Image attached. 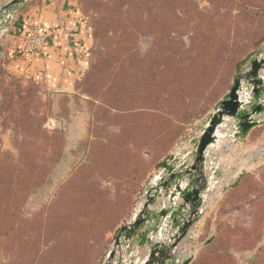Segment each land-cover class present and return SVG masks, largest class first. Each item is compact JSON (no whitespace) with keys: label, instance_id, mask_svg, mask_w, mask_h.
Wrapping results in <instances>:
<instances>
[{"label":"rangeland","instance_id":"rangeland-1","mask_svg":"<svg viewBox=\"0 0 264 264\" xmlns=\"http://www.w3.org/2000/svg\"><path fill=\"white\" fill-rule=\"evenodd\" d=\"M10 1L0 0V8ZM36 1L12 7L0 17L7 21L13 15L4 38L19 11L18 22H23ZM77 1L91 26V38L89 64L73 92H49L27 69L32 57L43 53L24 51L32 25L13 39L26 56V70L9 66L16 61L11 54L0 59V264H70L66 249L80 235H66L64 221L69 217L78 228L91 231L82 264H104L123 222L107 236L105 249V243L98 242V220L92 221L91 212L79 213V205L98 204L100 183L110 191L107 199H114V186L102 181L98 171V140L112 148L132 145V134L121 127L143 119L142 110H127L142 107L141 100H130L142 87L144 68H150L155 81L161 79L174 61L195 54V45L202 44L196 33L231 35L243 59L264 46V15L257 16V28L234 26L229 32L237 11L227 0ZM229 73L214 92L210 87L204 94V103L229 95L236 79ZM199 79L209 85L213 76L204 69ZM261 125L252 136L259 142L261 160L250 163L248 146L241 179L208 210L190 264H264V122ZM12 226L16 231H10ZM69 226L76 229V224Z\"/></svg>","mask_w":264,"mask_h":264},{"label":"trees","instance_id":"trees-1","mask_svg":"<svg viewBox=\"0 0 264 264\" xmlns=\"http://www.w3.org/2000/svg\"><path fill=\"white\" fill-rule=\"evenodd\" d=\"M233 10L237 11L230 19L236 24H229V32L237 26L241 29L257 28V16L264 15V0H227ZM259 22V21H258ZM199 42L193 48L195 54L186 60L173 62L164 69L163 77L155 81L151 70L143 74L142 87L130 100H141L142 107H130L127 112H142L143 119L133 126L121 127L129 136L132 134V145L112 148L98 140V171L102 181L112 184L115 189L114 199H107L109 190L102 184L98 187V204L82 205L79 213L90 214L98 225V242L109 244L107 236L114 233L120 224L131 216V213L142 194V186L152 171L159 168L168 157L174 142L189 125L208 111L212 104L219 100L203 101L205 93L214 92L217 82L230 70L231 78L242 71L255 52L243 59L241 51L233 44L231 35L219 33H196ZM207 69L212 73L211 83L200 82L199 75ZM227 94L223 97L225 98ZM132 140V139H131ZM128 156L131 158H128ZM241 179V178H240ZM76 196L80 198V193ZM78 213V214H79ZM76 215V213H74ZM74 220V219H73ZM75 222V220H74ZM68 225L66 235L77 238L67 247L66 252L73 259L70 264H82L87 258V249L91 231L87 227L78 228V223L71 222V217L64 221ZM76 224V229L69 225ZM10 231H16L12 226ZM15 232H10L14 234ZM69 241V240H68ZM104 241V242H103ZM74 246V247H71ZM191 263V261H190ZM199 264V263H197Z\"/></svg>","mask_w":264,"mask_h":264},{"label":"crops","instance_id":"crops-1","mask_svg":"<svg viewBox=\"0 0 264 264\" xmlns=\"http://www.w3.org/2000/svg\"><path fill=\"white\" fill-rule=\"evenodd\" d=\"M19 13L21 14L20 11ZM20 14L16 16L9 34L0 43V59L2 55H6L7 53L9 55L11 54L10 58H14L16 61L13 63L10 62L9 66H11V68H14L15 66L23 71L26 70L25 68L27 67L24 66L26 56L23 55V51L18 49L21 48L19 42L17 41L14 44L13 39L16 38L14 37L16 33H21V31L26 33V26H40L42 28V32L47 37V42L43 53L41 55H37L36 57H32L33 63L31 67L27 69L32 71L35 78H38L37 80H42L41 82H43L49 92L57 95L73 92L88 67L89 49L87 44L91 38V26L83 15L78 1L37 0L34 6L30 9V12L27 14L29 17L25 18V20L23 19V22L22 19L18 22V16ZM12 43L13 46H11ZM259 52H264V46L260 49V51L256 52L254 56L251 57L248 64L243 67L242 71L247 69L252 59ZM227 97L228 96L222 98L218 104H215L213 110H210L201 117L195 119L189 125L185 133L196 134L204 131L218 105ZM257 101L258 99L255 98L250 106L245 107V111H252V109L256 106ZM261 117L264 118V112ZM234 123V121H231L224 128H221V133L228 136L229 130L232 128ZM261 126L262 125L259 124L258 126L253 127L237 140H233L230 137L221 139L215 147L208 151V163L210 166L207 171V175L209 176L213 173L216 174L211 182V184L213 183L214 185H210L212 187L211 191L205 194L206 199L202 208V216L191 228L186 238L174 251V257L176 260H184L188 258L192 253L193 246L199 244L200 238L202 237L208 222V210L210 211L216 197H220L228 192L230 187L240 178L241 174L239 175V173L246 165V150L248 149V146L251 149L250 163L256 164L258 159L261 160L262 152L259 148H257V144L259 142L253 140L252 138L253 135H256ZM182 136L183 135H180L178 139H176L175 144L169 151L168 157L161 161L163 164L159 168L155 169L154 172H152L147 178V182L142 186V194L144 189H149L151 187V180H153L156 172L164 165L169 157L175 153V146ZM179 151H182L181 154L187 153V149H180ZM193 160L194 156L188 157L185 165L192 164ZM173 165H176V163ZM173 188L174 185L171 186L167 194H169ZM142 194L139 196L138 202ZM138 202L136 203L133 211L137 209L136 207H141V205L138 206ZM180 202L181 200H177L176 203L179 204ZM163 205L168 207L167 198H163L153 204L150 207V211L156 212L160 210ZM133 211L131 216L123 222L122 226L131 221ZM140 231H142V229ZM140 233L141 232L137 233L130 240L127 246L128 250L123 251L121 260L124 261L125 264H133L137 260L142 262L149 253L146 244L138 247ZM171 233H174V231L171 230ZM166 245H170V242ZM111 249L112 247L108 250L107 256Z\"/></svg>","mask_w":264,"mask_h":264},{"label":"water","instance_id":"water-1","mask_svg":"<svg viewBox=\"0 0 264 264\" xmlns=\"http://www.w3.org/2000/svg\"><path fill=\"white\" fill-rule=\"evenodd\" d=\"M27 1H10L0 8V17L12 7L19 8ZM12 19L13 15H9L7 21L0 19V43ZM255 98L258 99L256 106L250 112L245 111V107L250 106ZM263 112L264 52L257 53L247 69L236 77L228 97L218 105L204 129L192 164L185 165L189 154L182 157L173 154L156 172L143 205L133 211L131 221L117 232L104 264H125L121 260L123 251L128 250V243L139 232L138 247L146 244L149 253L144 261L137 260L133 264H190V259L176 260L174 251L202 216L205 194L211 191L210 185H214L211 182L216 174L207 175L210 166L208 151L221 139L230 137L237 140L258 126L260 122L257 117ZM231 121L237 122L232 135L221 133L220 129ZM172 185L174 188L167 194ZM163 198L168 199V207L163 205L160 210L151 212L150 207ZM177 200L181 202L177 204ZM168 242L170 245H166Z\"/></svg>","mask_w":264,"mask_h":264},{"label":"built area","instance_id":"built-area-1","mask_svg":"<svg viewBox=\"0 0 264 264\" xmlns=\"http://www.w3.org/2000/svg\"><path fill=\"white\" fill-rule=\"evenodd\" d=\"M46 42H47V37L42 32V28L40 26H37V25L31 26V29H29V31H28L27 46L24 48V51L26 54H35V55L39 54L44 50ZM261 115L257 117V120L260 122V124L264 122V118L261 117ZM234 122H235L234 125H236L237 122L236 121H234ZM234 125L232 126V128H230L228 136H231L232 133L234 132V129H233ZM202 133H203V131H201L200 133H196V134L186 133L177 142V144L175 146V153L174 154L177 155L178 157H182L185 154L186 155L189 154V157L194 156L197 144L200 140ZM180 149H182V150L187 149V153L181 154L182 151H179ZM155 175H154V177H155ZM152 181L153 180H151V182ZM147 191H148V188L144 189L143 194H142V196L138 202V206L143 205V203L146 199ZM136 208L140 209L141 207H136ZM189 257L184 259V260L189 259ZM184 260H182V261H184Z\"/></svg>","mask_w":264,"mask_h":264},{"label":"bare ground","instance_id":"bare-ground-1","mask_svg":"<svg viewBox=\"0 0 264 264\" xmlns=\"http://www.w3.org/2000/svg\"><path fill=\"white\" fill-rule=\"evenodd\" d=\"M210 198H211V197H210ZM211 200H212V199H211ZM211 200H210V201H211Z\"/></svg>","mask_w":264,"mask_h":264}]
</instances>
